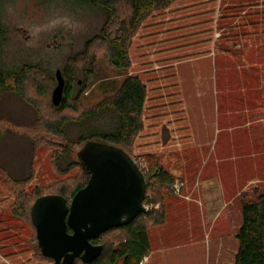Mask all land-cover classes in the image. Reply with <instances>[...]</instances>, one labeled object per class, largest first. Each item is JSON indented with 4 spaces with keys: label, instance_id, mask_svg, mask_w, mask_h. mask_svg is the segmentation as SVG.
I'll return each instance as SVG.
<instances>
[{
    "label": "rangeland",
    "instance_id": "1",
    "mask_svg": "<svg viewBox=\"0 0 264 264\" xmlns=\"http://www.w3.org/2000/svg\"><path fill=\"white\" fill-rule=\"evenodd\" d=\"M114 12L106 23L103 11L75 0L0 6L8 85L0 88V165L15 180L31 177L15 187L0 175V264L53 262L38 246L30 207L38 191L83 178L80 166L67 173L55 166V158L61 168L78 161L82 144H68L45 122L96 107L129 75L147 89L143 129L129 151L146 172L158 164L175 176L165 222L149 228L151 250L142 264H234L242 204L264 193V0H175L151 11L129 35L126 69L114 67L107 44L95 38L102 30L119 34L128 23L124 1ZM70 66L77 110L56 111V71ZM21 69L27 76L17 90L11 74ZM109 118L68 124L69 141L106 128Z\"/></svg>",
    "mask_w": 264,
    "mask_h": 264
},
{
    "label": "trees",
    "instance_id": "2",
    "mask_svg": "<svg viewBox=\"0 0 264 264\" xmlns=\"http://www.w3.org/2000/svg\"><path fill=\"white\" fill-rule=\"evenodd\" d=\"M6 0H0V6ZM86 4L91 9L103 11L109 23L115 15V5L120 0H75ZM130 7V17L127 24L123 23L120 27L119 34L111 36L109 32L102 30L100 37L108 47V59L110 63L117 69H126L129 67L128 55V38L134 32L141 21L151 11L159 8H165L171 5L175 0H122ZM1 21V19H0ZM5 32V27L0 22V36ZM94 38V39H95ZM93 39V40H94ZM93 41L88 40L86 46L90 48ZM76 68L68 67L65 73V88L63 99L60 105L56 107V111H64L74 109V103L78 98L72 97L74 91V83L76 79ZM27 73L20 70L11 74L13 84L17 90L23 87ZM6 74L0 64V88L5 90L8 86L6 83ZM23 90V89H22ZM20 90V91H22ZM23 93V92H22ZM147 89L143 81L138 76L129 75L125 77L120 85L115 87L114 93L96 107L83 110L77 117H70L66 114L54 120L45 122L46 128L56 136L64 138L68 144H82V146L90 141L101 139L103 142L115 144L126 150L134 157L129 149L134 139L143 129L142 114L145 107ZM108 115L109 123L106 128L96 127L93 130L82 133L76 140H70L68 124L72 122H82L85 119H91ZM0 133V141H1ZM66 153L67 145L64 146ZM61 154H58L59 157ZM55 166L61 173H67L75 166H80L83 171V178L77 183L69 181L70 187L62 185L55 191L48 194H60L66 197L70 204L71 199L78 190L83 188L90 177V174L84 169L80 161L70 160L65 168L58 165V158H55ZM147 180V196L146 204L155 205L160 203L158 209L151 208L144 213L139 214L134 221L128 225L114 227L102 233L99 237L92 239L94 244H102V253L89 264H114L117 259H122L124 264H142L145 257L151 250V241L149 236V228L165 222L167 212L165 210V200L172 196L170 185L175 182V176L165 170L161 165L153 166L149 171L143 170ZM0 175L2 180L10 179V186L18 187L28 182L31 177L24 180H15L7 175L6 170L0 165ZM4 178V179H3ZM74 184V185H72ZM72 185V186H71ZM152 192V193H151ZM45 195L44 192L38 191L37 197ZM34 200V201H35ZM32 206V205H31ZM31 209V207H30ZM27 211V210H26ZM31 218V215H30ZM71 232V229H69ZM118 234L114 238L117 239L118 245L110 243L112 233ZM113 235V234H112ZM114 236V235H113ZM106 237V238H105ZM239 246L235 255L234 264H264V193L257 195L255 199L244 201L242 204V223L236 234ZM85 264L81 259H76L73 264Z\"/></svg>",
    "mask_w": 264,
    "mask_h": 264
},
{
    "label": "water",
    "instance_id": "3",
    "mask_svg": "<svg viewBox=\"0 0 264 264\" xmlns=\"http://www.w3.org/2000/svg\"><path fill=\"white\" fill-rule=\"evenodd\" d=\"M56 79L52 101L58 106L65 88L61 69H57ZM77 156L90 177L70 204L63 195L45 194L37 197L30 209L38 246L44 256L53 259L51 264H73L78 258L91 263L103 250V245L92 239L130 224L147 211L145 173L126 150L90 140Z\"/></svg>",
    "mask_w": 264,
    "mask_h": 264
},
{
    "label": "built area",
    "instance_id": "4",
    "mask_svg": "<svg viewBox=\"0 0 264 264\" xmlns=\"http://www.w3.org/2000/svg\"><path fill=\"white\" fill-rule=\"evenodd\" d=\"M146 206V205H145ZM146 208H147V206H146ZM147 210H148V208H147Z\"/></svg>",
    "mask_w": 264,
    "mask_h": 264
}]
</instances>
